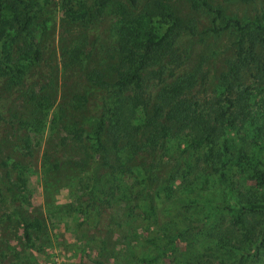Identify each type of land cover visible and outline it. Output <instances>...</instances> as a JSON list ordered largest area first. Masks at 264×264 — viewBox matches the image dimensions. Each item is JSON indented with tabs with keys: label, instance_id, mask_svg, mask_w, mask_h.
Here are the masks:
<instances>
[{
	"label": "rangeland",
	"instance_id": "1",
	"mask_svg": "<svg viewBox=\"0 0 264 264\" xmlns=\"http://www.w3.org/2000/svg\"><path fill=\"white\" fill-rule=\"evenodd\" d=\"M29 1L36 9L33 21L7 43L11 64H24L23 73L14 81L10 73L0 76V264H114L99 252L123 245L133 252L125 259L136 264L138 256L154 253L147 240L165 225L180 233L175 255L199 252L200 264H222L194 239L233 227L237 210L232 202L224 203L216 214L213 205L222 195L237 198L251 181L235 170L213 171L203 155L206 128L176 132L174 126L173 134L156 150L133 151L123 138L115 149L107 126L101 149L93 146L99 117L109 116L108 109L118 105L108 85L116 77L117 9L120 5L130 9L129 1L108 0L103 6L99 0ZM164 1L194 30L180 34L175 42L179 63L168 64L160 80L146 81L147 90L154 96L203 61L205 83L199 80L190 95L208 112L217 75L232 56L236 39L233 28L210 29L229 18L255 20L262 11L260 0H207L222 11L215 22L214 13L193 8L186 0ZM149 2L139 0L132 7L140 11ZM79 13L83 15L78 17ZM158 19L161 32L164 24ZM32 45L38 57L31 52ZM71 125L80 129L81 141L67 132ZM145 134L141 129L136 138ZM12 162L26 178V191L20 190ZM228 181L233 184L224 189ZM109 188H116V193L108 199L104 227L96 208ZM223 190L227 193L221 194ZM7 194L12 201L6 200ZM19 215L40 222L38 231L30 230L32 245L24 243ZM81 231L87 232L83 242ZM259 262L264 264V251ZM154 264H169V258L160 254Z\"/></svg>",
	"mask_w": 264,
	"mask_h": 264
},
{
	"label": "trees",
	"instance_id": "2",
	"mask_svg": "<svg viewBox=\"0 0 264 264\" xmlns=\"http://www.w3.org/2000/svg\"><path fill=\"white\" fill-rule=\"evenodd\" d=\"M106 1L99 0V3L103 6ZM128 1L130 9L122 5L117 9L116 77L108 85L117 97L118 105L108 109L109 116L102 114L99 117L92 135L95 150L99 151L103 146L102 138L107 126L115 149L123 138L128 149L134 148L133 151L156 150L173 134L174 126H177L176 132L177 129L206 128L203 155L213 171L225 174L235 170L251 183L237 198L230 194V198L222 195L220 202L213 205L216 214L224 203L230 206L232 202V209L237 210L231 219L233 227L226 225L215 232L200 234L193 243L204 246L209 255L222 264H261L259 260L264 251V0H260L262 11L255 20L242 22L229 18L224 25L214 24L210 29L217 32L233 28L236 39L232 56L225 59L223 69L217 75L213 92L215 100L210 103L213 106L208 112L190 95L199 80L200 84L205 83L207 72L203 71V61L195 66L193 72L179 74L154 96L147 90L146 81L160 80L168 64L179 63L175 42L183 31L193 32V24L186 23L164 0H150L140 11H134L132 7L139 0ZM186 1L193 8L214 13V22L222 16V11L210 6L207 0ZM35 15L36 9L29 0L6 3L0 0V76L10 73L11 81H14L23 73L24 64H11L7 43L27 30ZM82 15L79 13L77 16ZM158 18L164 24L161 32L156 27L155 19ZM30 49L38 57L37 48L32 45ZM26 53L22 52L21 56ZM42 99L48 101L45 96ZM141 129H145L146 134L137 139L136 134H140ZM66 130L73 139L81 141L79 128L71 125ZM4 164L8 167L7 162ZM11 169L20 171L16 162L11 163ZM17 181L20 190L26 191V178L20 172ZM225 184L224 189H227L233 183L228 181ZM115 189L109 188L96 208L104 227L109 220L108 199L114 197ZM8 191L11 190L8 188ZM224 193L227 191H221ZM5 198L12 201L14 197L7 194ZM147 206L150 208L149 202ZM20 220L24 243L32 245L30 230L38 231L40 222L36 218L26 220L20 217ZM165 226L162 232L158 230L161 234L147 240L154 253L138 256L136 264H154L160 254H166L169 264H200L203 253L196 252L188 257L186 253L181 257L173 253L177 240L181 238L180 233L169 225ZM86 235L87 232L81 231V242L85 241ZM127 247L123 245L117 250L115 247L102 248L99 257L103 256L107 261L112 259L114 264H129L125 256L133 252Z\"/></svg>",
	"mask_w": 264,
	"mask_h": 264
}]
</instances>
